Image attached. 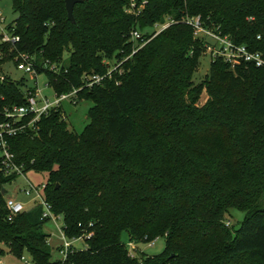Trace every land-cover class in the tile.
<instances>
[{
  "label": "trees",
  "instance_id": "1",
  "mask_svg": "<svg viewBox=\"0 0 264 264\" xmlns=\"http://www.w3.org/2000/svg\"><path fill=\"white\" fill-rule=\"evenodd\" d=\"M130 4L83 0L72 22L65 0H13L18 17L9 27L20 41L0 40V124L5 109L24 105L34 90L2 73L23 54L57 94L78 89L76 103L92 102L81 133L61 104L9 140L25 172L49 173L44 196L63 216L66 236H91L52 260L42 206L9 219L2 191L18 175L0 169V255L29 253L32 264H264V68H233L218 57L190 94L194 101L207 90L214 116L184 100L205 52L186 18L200 16L204 26L264 53V0H137L138 14ZM167 20L156 36L144 32L137 41L144 46L131 55L134 29ZM115 58L123 61L118 70L85 84L87 75L107 74ZM190 125L197 140L186 148L181 136ZM232 208L247 213L235 233L227 226ZM124 232L135 243L163 237L165 248H138L132 257Z\"/></svg>",
  "mask_w": 264,
  "mask_h": 264
},
{
  "label": "built area",
  "instance_id": "2",
  "mask_svg": "<svg viewBox=\"0 0 264 264\" xmlns=\"http://www.w3.org/2000/svg\"><path fill=\"white\" fill-rule=\"evenodd\" d=\"M139 9L137 8V0H131L128 11L130 13L138 14ZM171 22L172 20H167L164 23L157 24L153 30V36H156L165 30ZM186 22L194 28L195 36L204 41L205 51L210 53L212 60L222 57L225 61L230 63L233 68L242 63L253 64L258 68H264V53L260 51H251L247 46L235 43L229 36L223 35L221 32L214 31L204 26L200 16L187 17ZM9 26L10 24H6V18L2 12H0V40L15 44L20 41V36L13 32V27L11 29ZM142 37H144V33L140 29L136 28L131 32V39L133 41H139ZM135 52L137 51L134 50L132 55ZM22 57L23 61L17 65L18 69L24 71L25 73H31L37 77L39 74L36 66L34 65L33 58L29 54H23ZM122 63L123 61H120L118 64L111 65L108 73L105 75H87L85 77V84L87 86H93L101 83L107 76H111L113 71L118 70ZM50 69L58 71L60 68L54 64L50 66ZM48 85L50 84L48 83ZM77 91L78 89H73L70 92L57 94V99L54 102H51L48 98L41 96L39 88H35L34 90L27 91V101L24 105H14L5 109L4 114L7 120L0 124V169L5 175L16 174L19 176L25 174L23 166L16 162V155L9 142L10 138L19 135L28 128L34 127L35 123L41 119L42 115L47 114L54 107L61 105L63 101L70 100L76 103ZM27 118H30V120L26 121ZM45 187L46 184H44L41 188ZM41 188L29 185V188L25 187L21 191L27 196H30L32 191H35L37 195L36 198H34L33 205L42 206V219L47 221L53 220L57 223V220L63 216L54 211L53 205L46 200L43 194L40 193ZM6 206L9 212V219H13L18 214L29 209L27 203L15 197H7ZM60 230L64 239L62 253L65 257L77 240H85L86 237L91 236L90 233L70 239L66 236L63 226ZM128 248L130 255L134 257L136 249L138 248L135 246V242L128 244ZM22 259H25L24 256Z\"/></svg>",
  "mask_w": 264,
  "mask_h": 264
},
{
  "label": "rangeland",
  "instance_id": "3",
  "mask_svg": "<svg viewBox=\"0 0 264 264\" xmlns=\"http://www.w3.org/2000/svg\"><path fill=\"white\" fill-rule=\"evenodd\" d=\"M0 12H2L4 17L6 18V24L13 23L15 19L18 17V14L14 10L13 0H0ZM154 29L155 28H145L142 29L141 31L144 33L148 30L152 31ZM143 46L144 44L139 46L138 42L135 41L132 47L133 49L132 53L134 50L138 51ZM64 57L68 58L69 53L65 52ZM39 60L40 63H42V61H44L45 63H48L50 61L48 58H43V57H40ZM116 61L117 60L115 58L111 60V63L115 64ZM211 62H212V56L210 55V53L203 51V55L201 57L198 66V70L191 79V86L185 92V97H184V100L187 104L192 102L193 106L197 110L201 111L203 114L209 117L211 116V114L213 116L215 114V112L213 113V110H211V112L209 111V108L211 107V104L214 101L210 93L207 90H204L203 93L200 95V97H198L194 101H190L191 100L190 94L192 92L191 91L192 88H194L195 86L199 85L200 83L206 80L207 74L209 73V69L211 66ZM19 63L20 62H18L17 64ZM17 64L14 61H8L3 65L2 73L14 82L23 83L24 91L27 88L29 89L39 88L42 97L48 98L51 102H54L57 99V92L55 88L52 85H48L49 76L46 72H42L37 77H35L31 73H25L24 71L19 70ZM226 89H227V84H225L224 87L222 88V93L225 92ZM91 105L92 102L90 100H85V99L80 100L77 103L72 102L70 100H65L62 102V107L67 117V122L73 130L79 133L84 131L85 127L89 123L88 111ZM188 120L189 119H187V121ZM196 134L197 133L195 132L194 126L190 125L189 127L185 128L181 136V144L186 148L195 145V140H197ZM227 145H228L227 143H224L223 146H227ZM49 182H50V175L48 172L28 170L27 172H25V174L19 175L15 181L7 185L6 198L15 197L27 203L29 206H31L34 203V198H36L37 193L35 191H32V194L30 196H27L21 190L25 187L29 188V185H34L36 188L39 187L41 188L44 184H48ZM40 193L45 195V188H41ZM246 216L247 213L243 210L237 208L230 209L227 213L228 220L230 221L227 223L228 228L235 233L236 230L241 226V223L243 222ZM63 224H64V219L63 217H60L57 220V223L54 222L53 220H50L47 221L44 225V230L50 234L49 245L52 251V260L54 261L62 260L65 258V255L62 253L64 239L60 230ZM122 240L127 244L131 243L127 232L123 233ZM74 245L82 249L86 246V241L84 239H80L77 240L74 243ZM135 246L139 248L140 252H146L148 254H157L164 250L165 239L163 237H159L156 240L149 243L148 242L135 243ZM138 248L136 249L135 255L138 254L137 252ZM24 258L25 259H22L10 252H6L5 254L0 255V264H32L31 256L29 255V253H25Z\"/></svg>",
  "mask_w": 264,
  "mask_h": 264
},
{
  "label": "water",
  "instance_id": "4",
  "mask_svg": "<svg viewBox=\"0 0 264 264\" xmlns=\"http://www.w3.org/2000/svg\"><path fill=\"white\" fill-rule=\"evenodd\" d=\"M82 1L83 0H65L68 17L72 22L75 21L74 8H75L77 3H80ZM2 192H3V194H6L7 189H3Z\"/></svg>",
  "mask_w": 264,
  "mask_h": 264
},
{
  "label": "crops",
  "instance_id": "5",
  "mask_svg": "<svg viewBox=\"0 0 264 264\" xmlns=\"http://www.w3.org/2000/svg\"><path fill=\"white\" fill-rule=\"evenodd\" d=\"M28 207H29V209H30V208L34 207V205H33V204H32L31 206L28 205Z\"/></svg>",
  "mask_w": 264,
  "mask_h": 264
}]
</instances>
